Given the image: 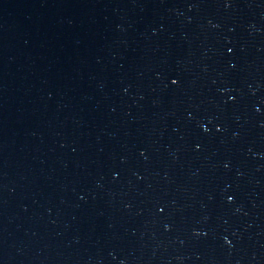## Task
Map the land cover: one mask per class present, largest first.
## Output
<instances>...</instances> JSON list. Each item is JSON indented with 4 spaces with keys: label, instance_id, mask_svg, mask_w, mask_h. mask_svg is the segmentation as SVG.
Returning <instances> with one entry per match:
<instances>
[{
    "label": "water",
    "instance_id": "water-1",
    "mask_svg": "<svg viewBox=\"0 0 264 264\" xmlns=\"http://www.w3.org/2000/svg\"><path fill=\"white\" fill-rule=\"evenodd\" d=\"M0 264H264L258 0H0Z\"/></svg>",
    "mask_w": 264,
    "mask_h": 264
}]
</instances>
